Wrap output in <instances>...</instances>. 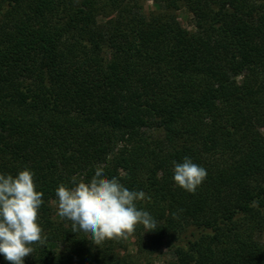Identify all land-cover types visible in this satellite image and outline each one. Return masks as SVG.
Returning a JSON list of instances; mask_svg holds the SVG:
<instances>
[{"label":"trees","instance_id":"16d2710c","mask_svg":"<svg viewBox=\"0 0 264 264\" xmlns=\"http://www.w3.org/2000/svg\"><path fill=\"white\" fill-rule=\"evenodd\" d=\"M144 1L0 0V172L43 193L24 262L264 264V0ZM185 156L207 172L195 192L172 179ZM97 170L150 197L133 253L57 214L56 187Z\"/></svg>","mask_w":264,"mask_h":264},{"label":"clouds","instance_id":"9594fccd","mask_svg":"<svg viewBox=\"0 0 264 264\" xmlns=\"http://www.w3.org/2000/svg\"><path fill=\"white\" fill-rule=\"evenodd\" d=\"M171 163L173 181L188 192H195L206 178V169L188 156ZM55 194L57 214L71 225L70 232L83 234L94 244L127 237L137 225L145 232L156 228L151 214L136 203L150 197L143 190H130L115 176L107 178L102 170L87 183L75 178L70 184L60 183ZM42 197L32 169L22 168L15 175L0 172V255L10 264H25L33 243L46 239L38 221Z\"/></svg>","mask_w":264,"mask_h":264},{"label":"rangeland","instance_id":"374dc122","mask_svg":"<svg viewBox=\"0 0 264 264\" xmlns=\"http://www.w3.org/2000/svg\"><path fill=\"white\" fill-rule=\"evenodd\" d=\"M143 6L145 10L154 7L153 3L150 0H145ZM175 14L177 16L178 21L183 27L188 28V29L192 28L191 14L186 8L181 7L175 12ZM127 239H128V252L133 253L134 252V245L132 243L133 240L130 236H127ZM162 252H163V255L161 256L151 257L150 264H162V261L164 258L166 259L170 258L169 253H167L165 250H163ZM142 262L143 264H146L144 263V261Z\"/></svg>","mask_w":264,"mask_h":264}]
</instances>
